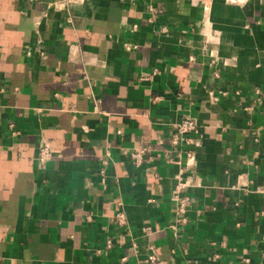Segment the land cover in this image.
<instances>
[{
	"label": "crops",
	"instance_id": "1",
	"mask_svg": "<svg viewBox=\"0 0 264 264\" xmlns=\"http://www.w3.org/2000/svg\"><path fill=\"white\" fill-rule=\"evenodd\" d=\"M0 264H264V0H0Z\"/></svg>",
	"mask_w": 264,
	"mask_h": 264
},
{
	"label": "built area",
	"instance_id": "2",
	"mask_svg": "<svg viewBox=\"0 0 264 264\" xmlns=\"http://www.w3.org/2000/svg\"><path fill=\"white\" fill-rule=\"evenodd\" d=\"M198 125L195 119L187 118L183 119L176 124L175 132L171 135L169 140V145L172 148L174 154L179 157L182 149L190 145L195 144L194 136L198 134ZM52 153L49 145L47 143L40 146L37 155V161L40 166H44L51 158ZM146 156V149L139 148L135 149L130 153V159L135 166L142 164L144 157ZM186 157L190 159V153H187ZM182 173L178 175L177 184L175 187L174 195L178 196L177 199V215L183 217L186 208L189 204V199L187 197H180L179 194L186 188V183L180 178ZM120 206V205H119ZM184 219V218H183ZM114 222L120 226L125 227L127 225V219L125 213L118 207L116 214L114 215ZM110 245V244H109ZM156 257L151 254L148 257V262H155Z\"/></svg>",
	"mask_w": 264,
	"mask_h": 264
}]
</instances>
